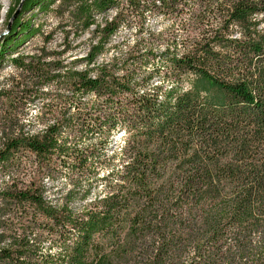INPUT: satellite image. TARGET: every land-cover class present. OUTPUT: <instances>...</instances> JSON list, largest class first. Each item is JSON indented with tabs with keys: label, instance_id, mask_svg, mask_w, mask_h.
Returning a JSON list of instances; mask_svg holds the SVG:
<instances>
[{
	"label": "trees",
	"instance_id": "obj_1",
	"mask_svg": "<svg viewBox=\"0 0 264 264\" xmlns=\"http://www.w3.org/2000/svg\"><path fill=\"white\" fill-rule=\"evenodd\" d=\"M145 13L182 36L125 70L108 47ZM49 14L65 36L94 27L83 71L16 53ZM6 21L0 71L43 112L8 118L0 264H264V0H14Z\"/></svg>",
	"mask_w": 264,
	"mask_h": 264
},
{
	"label": "rangeland",
	"instance_id": "obj_2",
	"mask_svg": "<svg viewBox=\"0 0 264 264\" xmlns=\"http://www.w3.org/2000/svg\"><path fill=\"white\" fill-rule=\"evenodd\" d=\"M13 3L14 0H0V43L8 38L10 30L7 32L9 23L6 21V13L13 6ZM28 16L25 15L23 20L28 19ZM179 19L174 16L167 17L148 13L141 16H129L124 23V28L112 39L108 48L115 44L121 45L120 48L124 50L125 70L138 66L141 62L144 66L150 67L149 63L153 56H159L165 48L174 44L182 36L178 25ZM38 25L41 26L39 33L20 45L16 50L17 54L21 56L37 54L42 56L45 62H60L77 71L85 69L81 60L94 46V27L89 28L88 31L79 35V38H76V34L70 31L67 36L63 35V26L59 19L51 14L43 17L38 15L33 21V26L36 28ZM115 51L111 49L104 52L97 58V64L108 62L114 57ZM8 62L9 59L6 58L0 71V150L4 144V136L9 131L8 118L17 117L21 120V124L27 125L31 118L43 112L40 102L31 103L26 90L21 85L16 86L14 84V73ZM16 81L21 83L17 79ZM164 85L167 87V84ZM39 128L37 127L36 130ZM120 137L121 133L113 138L114 143L109 151L120 149L123 141V138ZM125 140L126 136L124 135ZM98 180L100 182L97 189L93 191L90 198L104 196L108 183L114 181V178L108 176V172L102 171ZM61 182L64 183L65 179H58L56 184L62 185ZM81 206V204H76L74 209H79ZM44 246L47 244L45 243Z\"/></svg>",
	"mask_w": 264,
	"mask_h": 264
},
{
	"label": "water",
	"instance_id": "obj_3",
	"mask_svg": "<svg viewBox=\"0 0 264 264\" xmlns=\"http://www.w3.org/2000/svg\"><path fill=\"white\" fill-rule=\"evenodd\" d=\"M20 7H21V4H20V5L18 6V8L16 9V11H15L13 17H12V20L15 19V18L17 17V15H18V13H19V10H20ZM10 22H11V21H10ZM10 22H9V24H8V26H7V32L10 30Z\"/></svg>",
	"mask_w": 264,
	"mask_h": 264
},
{
	"label": "bare ground",
	"instance_id": "obj_4",
	"mask_svg": "<svg viewBox=\"0 0 264 264\" xmlns=\"http://www.w3.org/2000/svg\"><path fill=\"white\" fill-rule=\"evenodd\" d=\"M5 1V0H4ZM5 3V2H4Z\"/></svg>",
	"mask_w": 264,
	"mask_h": 264
}]
</instances>
